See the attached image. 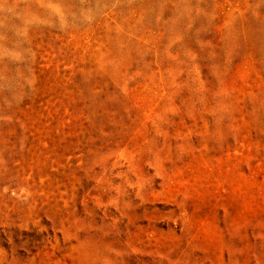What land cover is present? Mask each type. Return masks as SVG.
Returning <instances> with one entry per match:
<instances>
[{"label": "rangeland", "instance_id": "rangeland-1", "mask_svg": "<svg viewBox=\"0 0 264 264\" xmlns=\"http://www.w3.org/2000/svg\"><path fill=\"white\" fill-rule=\"evenodd\" d=\"M0 264H264V0H0Z\"/></svg>", "mask_w": 264, "mask_h": 264}]
</instances>
